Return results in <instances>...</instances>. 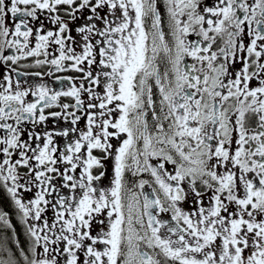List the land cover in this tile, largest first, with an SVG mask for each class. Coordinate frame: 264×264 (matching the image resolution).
<instances>
[{"label": "snow or ice", "instance_id": "snow-or-ice-1", "mask_svg": "<svg viewBox=\"0 0 264 264\" xmlns=\"http://www.w3.org/2000/svg\"><path fill=\"white\" fill-rule=\"evenodd\" d=\"M0 264H264V0H0Z\"/></svg>", "mask_w": 264, "mask_h": 264}, {"label": "flooded vegetation", "instance_id": "flooded-vegetation-1", "mask_svg": "<svg viewBox=\"0 0 264 264\" xmlns=\"http://www.w3.org/2000/svg\"><path fill=\"white\" fill-rule=\"evenodd\" d=\"M23 70V69H22ZM28 71H36V70H38V69H36V68H30V69H27ZM34 79V78H33ZM47 79V78H46Z\"/></svg>", "mask_w": 264, "mask_h": 264}]
</instances>
